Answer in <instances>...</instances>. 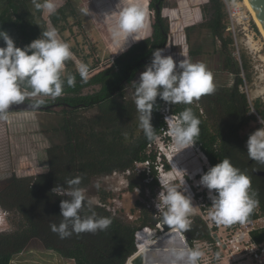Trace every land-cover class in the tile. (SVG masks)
Masks as SVG:
<instances>
[{"label": "rangeland", "instance_id": "1", "mask_svg": "<svg viewBox=\"0 0 264 264\" xmlns=\"http://www.w3.org/2000/svg\"><path fill=\"white\" fill-rule=\"evenodd\" d=\"M87 1L93 3L99 9L100 14L105 16L106 23L110 24L108 17L105 15L114 12L109 0H55L57 5L55 13L68 6L65 12L67 20L65 22L60 21L57 25L51 23L52 14H49L46 9L36 7L37 3L43 4L44 0H27L29 13L35 19L39 30L44 32L54 27L58 32V37L69 45L73 55L71 59L65 62L66 66L62 73V77L66 79L69 74H77L78 78L75 80V83L82 84L81 94L83 96L94 94L100 90V86L89 83L95 76L110 69H115V71L122 70L120 68V59H113L111 56L114 47L105 45L99 27L101 26V24H99L101 21L90 17L87 11L82 8V4ZM113 1L116 3V8L127 6L130 3H138L147 8V4H149L152 12V23L154 12L151 8V4L153 0ZM198 1L199 0H164V16L168 15L170 18H166L164 21V26H166L169 34H167V45L163 49V55L171 56L174 61H179L183 59L181 54H183L184 49L187 48L186 58L190 59L192 62L204 63L207 69L212 73L215 87L232 89L236 78L239 77L243 80V84L239 87V91L245 94L247 102L249 100L253 107L258 101L263 103L264 38L243 0H226V4L224 3L226 13V8L230 5L232 8L239 9L240 16L237 17L238 23H236L235 30L230 28L228 19H224L225 29L221 32L222 38L215 36L212 31L207 28L208 23L206 22L208 21L207 19L210 18V13L208 11L210 6L207 4L208 0L202 1L207 5L204 11L201 10L202 2L200 1L198 4ZM38 9H40V12H38ZM198 14L203 16L206 21L202 22V20H196V25H192L193 22L185 23L190 21V15L198 16ZM182 16L188 19L185 20V22H181ZM113 18H115L114 15ZM173 19H175L176 22H172ZM151 34L152 31L150 35ZM229 39L232 40V44L225 45L223 41ZM217 40L221 41V44H219L220 42L218 43ZM20 45V42L15 43L16 47ZM115 45L119 49V45L117 43H115ZM126 47L127 43L125 44V48ZM242 56L245 57L248 66L247 70L243 71V73L241 70V65L243 63ZM80 63L88 66L89 72L86 79L82 78L77 71V66ZM143 71L144 68L134 78L124 83V100L126 102L134 103L135 88L133 81H138L139 75ZM54 99L55 98L51 96L43 95L35 97L29 96L21 104H32L31 102ZM192 104L199 109L200 114L205 118L209 117L208 113L211 110H215L214 107L211 106V101L208 104L205 103L204 96H201L199 99H194ZM134 108L135 115L132 120L122 121L105 130L97 127L94 133L98 135L101 132H107L109 134L119 127L123 141L118 143V149L121 150L123 147L133 144L139 137L145 134L140 127V114L136 109L135 103ZM49 110L50 112H47L45 109L13 111L7 113L8 118L6 120H0V204L1 200L8 201L7 198L4 197L10 179L16 177L19 179L26 178V180H34L38 175L47 173L48 150L55 146L61 148L66 144V135L62 131L64 120L66 119V114L64 115L62 112L63 110L66 111V109L54 104L50 106ZM165 112H167L166 108L161 114L162 117ZM67 113L69 114L67 117H70V120L71 116H73V122L85 126L86 129H88L90 122H93L98 115L96 108L79 109L76 111H71V109H69ZM163 121L165 122V119H163ZM151 125L155 131L156 126L152 114ZM165 125L166 129H168V124L166 123ZM166 129L165 131H167ZM250 130H255L253 122H251L240 135L245 136ZM163 132L164 130L162 129L158 132L151 147L147 146L145 154L149 155L151 152L152 154L159 152V148H161L164 139ZM78 135L87 138L89 134L85 133V130H82ZM106 139L110 142L112 140L109 136H107ZM111 144L113 143L111 142ZM169 148L171 152H173V150L176 151V149L180 150L175 146L174 142L169 145ZM169 155L174 159L172 163L175 164L176 171L181 173L177 174L178 178L181 177V175L184 176V178L181 179V182L184 180V185H182V183H176L175 185L179 187L185 195H189L192 198L193 208L188 217L189 223L192 219L196 217L199 218V222L211 236V241L213 242L212 244L209 242L197 241L194 243V248H199L204 253L199 263L221 264V259L224 255L229 254L230 248L233 247L230 243L228 246L229 248H227L224 243L227 239L233 240L244 231L241 228L242 225L235 227L233 224H216L209 219L208 212L210 210L211 201L208 198V190L199 186L198 181L200 176L211 167V160H208L194 144L182 149V151L177 154ZM219 158L220 157L216 158V160ZM156 162H158V159H156ZM134 165H137L138 173H135L131 179L138 187L134 188L133 191L128 190L127 187L131 179L126 177L121 171H117L116 173L118 174L114 177H112L113 174L95 176L90 180L89 185L83 189L86 200L90 202V204L105 206L106 211L111 212L116 218L129 225H134V222L141 217V213L144 210H146L150 216H152L154 210L155 220L162 215L158 213L155 204L156 202L159 203L157 198L158 193L161 191L163 185L166 184L157 170V174L152 172L150 161L136 163ZM168 167L172 171L169 163ZM159 169L161 170V167H159ZM149 174H152V177H157L155 178L157 186H154L153 189L148 187V184H150L152 180L151 177H148ZM143 175L146 179H142ZM171 175L173 174H168L166 176L170 177ZM249 191L254 193L255 200L257 201L256 207L260 208L259 212L260 214L262 213L264 219V204L258 193L255 192L252 180ZM103 195L105 199L102 203L101 199ZM2 196L4 197L2 198ZM5 211L7 212L8 228L4 230L3 233L7 234L19 228L20 219L15 211H8L6 209ZM200 223L195 225L194 229L201 226ZM255 223H260L261 226H264L263 220ZM152 229L155 232H153ZM175 234L176 231H171L166 234L162 229L148 226L146 228H141L138 233L135 234L136 244L139 240V251L143 252L147 251L158 237L162 238L155 246L158 247V249L167 250H157L154 254L164 259L165 262H171L172 257L170 255V249L184 246L182 239L175 237ZM10 264H74V262L64 259L52 251H47L40 241L32 239L21 253L13 257Z\"/></svg>", "mask_w": 264, "mask_h": 264}, {"label": "trees", "instance_id": "2", "mask_svg": "<svg viewBox=\"0 0 264 264\" xmlns=\"http://www.w3.org/2000/svg\"><path fill=\"white\" fill-rule=\"evenodd\" d=\"M210 1L214 4L215 16L208 22L207 28L215 36L222 38L221 32L225 29L223 21L227 18L225 5L223 0ZM109 3L114 12L118 10L113 0H109ZM163 3L164 0H153L151 4L154 12L152 23V12L147 4L145 27L135 34L136 41H132L131 37L127 38V47L123 52L118 51L119 49L110 34V24L106 23L105 16L100 14L99 9L93 3L87 1L82 4V8L87 11L90 17L101 21L99 27L102 38L106 46L114 47L111 56L113 59H120L122 70L110 69L92 78L89 83L100 86V90L94 94L83 96L81 94L82 84L75 83L74 87H69L65 83L63 95L60 97H56L54 100H43L44 102L40 104L31 102L36 106L46 108L47 112H50L49 108L54 104L66 109L62 112L64 115L66 114L62 131L66 135L67 142L61 148L55 146L48 150L47 173L38 175L34 180L13 177L8 182L6 195L2 196L8 201L1 200L0 206L2 205L8 211H15L19 216L20 226L17 230L7 234L0 233V264H10L13 257L21 253L32 239L40 241L47 251H52L64 259L71 260L74 264H126L127 260L137 252L135 234L141 228L150 226L152 221L165 225L162 215L154 220L146 210L141 213V217L134 222V225H129L116 218L111 212L106 211L105 206L90 204L97 217L111 219L112 223L106 230L98 231L95 234L73 233L69 237L61 238L50 227L53 223L58 225L63 219L60 216L59 207L61 200L70 199V197L59 196L52 192V189L57 185H64L67 190V180L79 176L82 178L79 187L84 189L95 176L111 175L117 171H133L134 164L145 161L151 162L152 172L155 173L156 157L152 152L149 155L145 154V150L147 146L151 147L158 132L166 128L161 115V109L166 102L159 97H157L152 110L156 126L154 138L149 139L143 134L133 144L119 150L118 143L123 141L119 127L109 134L101 132L97 135L94 131L97 127L105 130L122 121L133 119L135 115L134 103L124 100V83L134 78L145 65L150 63L154 50L164 49L167 45V33L160 14ZM67 7L52 14L51 23L53 25L67 20L65 15ZM0 31L7 33L14 43L20 42L19 48L21 49L38 39L43 33L29 13L27 0H0ZM223 42L225 45L232 44L230 39ZM3 46L4 42L0 39V47ZM241 58L243 59L241 70L246 71L248 68L246 59L244 56ZM73 76L75 80L78 78L77 74H73ZM242 84L243 80L237 77L232 89L215 87L211 94L202 95L205 98V103L208 104L211 101V106L215 109L208 113V118L200 114L199 109L193 104H166L169 106L170 112L177 115L185 108L191 107L193 113L201 121L199 136L195 139L194 145L208 160H211V167L228 158L236 168L247 174L253 182L254 190L264 204V178L257 175L259 172L264 173V165L250 160L246 148L248 136L255 130H250L245 136L240 135L255 120L254 116H248L247 98L239 91ZM91 108H96L98 115L93 122H90L88 129L73 122V116H71V120L70 117H67L69 109L76 111ZM254 108L258 115L264 119V104L258 101ZM82 130L89 134L87 138L78 135ZM107 136L112 138L113 144L106 139ZM218 157L220 158L216 160ZM132 176L134 174H130L129 179ZM148 177L152 179L148 187L153 189L154 186H157L156 177H152V174H149ZM142 179H146L144 175ZM137 187L131 179L128 190L133 191ZM253 198L255 199V197ZM104 199L103 195L102 203ZM81 214L89 215L91 213L85 208ZM255 219H257V215L253 210L245 222ZM195 220L193 224H189L187 231L182 232L189 244L191 245L197 239L212 243L209 234L199 222V218H195ZM198 223L201 226L196 227V232L194 227ZM152 231L155 232L153 229ZM251 236L254 242H263L264 229L253 232ZM137 245L139 250V240Z\"/></svg>", "mask_w": 264, "mask_h": 264}, {"label": "clouds", "instance_id": "3", "mask_svg": "<svg viewBox=\"0 0 264 264\" xmlns=\"http://www.w3.org/2000/svg\"><path fill=\"white\" fill-rule=\"evenodd\" d=\"M36 7L46 9L49 14L55 13L57 9L55 0H44L43 4L37 3ZM117 9L105 15L110 21L111 37L119 45L118 51L123 52L127 38L131 37L132 41H136L135 34L145 27L147 10L138 3H130ZM0 39L4 42V46L0 47V120L8 118L10 105L21 104L29 96L43 95L56 98L63 95L65 83L69 87L75 86L73 75H67L66 80L62 77L65 62L71 59L73 54L69 45L58 37L54 27L45 30L38 39L23 49L16 47L14 40L3 31H0ZM163 51L154 50L150 63L145 65L138 81H133L134 103L140 114V127L149 139L155 135L151 125V114L157 97L171 105H190L194 99L211 94L215 90L212 73L204 63L192 62L186 58L187 48L181 54L183 59L179 61L163 55ZM77 71L82 78H87L89 72L87 65L78 64ZM43 102L41 100L37 103ZM165 122L168 129L165 128L167 131L163 132L164 139L159 152L154 153L158 159V162L155 159L154 170L166 184L158 193L159 203L156 202L155 207L158 213L162 214L165 225L174 228L177 233H182L187 231L189 224L195 220L192 219L190 223L188 220L193 204L191 196L185 195L175 185L176 183L184 185V180L181 182L184 176L178 178L177 174L181 173L176 171L175 164L172 163L169 145L174 142L180 150L192 146L199 136L201 121L191 107H187L178 115L169 110ZM260 124L261 127L248 136L246 148L250 160L264 165V121L260 120ZM168 174L173 175L168 177L166 176ZM81 179L77 176L67 180V190L64 185H57L52 189L56 195L70 197L60 202V216L63 218L61 222L58 225L55 223L50 225L51 230L61 238L69 237L73 233L95 234L106 230L112 223L110 218L97 217L92 211L90 202L86 201L84 190L79 187ZM198 184L208 190V198L211 201L208 216L216 224L243 223L257 205L253 198L254 193L249 191L251 188L249 176L236 168L228 158L208 168L200 176ZM85 208L91 214L82 215ZM7 228V212L0 206V233ZM170 255L171 264H198L204 253L199 248L185 244L181 248L170 249Z\"/></svg>", "mask_w": 264, "mask_h": 264}, {"label": "built area", "instance_id": "4", "mask_svg": "<svg viewBox=\"0 0 264 264\" xmlns=\"http://www.w3.org/2000/svg\"><path fill=\"white\" fill-rule=\"evenodd\" d=\"M223 2L226 4L227 1L223 0ZM226 9H227V19L230 28L232 30H235L236 23H238L237 17L240 16L239 9L232 8L230 5H228ZM218 43L221 44V41H218ZM248 106H249L248 116L255 117L253 123L255 126V130H257L258 128L261 127L260 120L264 121V119L258 115V113L255 111L252 103H250L249 100H248ZM165 108L167 112L163 113V119H165V117L168 116V112H169V106L166 103L163 104V108L161 109V114L165 110ZM121 173H123L125 176L138 173L137 165L134 167L133 171L128 170ZM112 174H111L112 177H114L118 173L114 172ZM259 210L260 208L257 207L254 208L255 214L257 215L256 220H252L245 223H232L235 227L242 225L241 228L243 229L244 232H242L239 236H236L233 240L227 239V241L224 243L225 247L227 248H229L228 246L230 245V243L233 245V247L230 248L231 249L230 253L224 255V257L221 259V264H264V241L261 243H256L253 241L251 236L253 232L261 231L264 229V226H261L260 223H255L260 220H263L264 223L262 213L260 214ZM157 226L160 227L161 224L158 223Z\"/></svg>", "mask_w": 264, "mask_h": 264}, {"label": "water", "instance_id": "5", "mask_svg": "<svg viewBox=\"0 0 264 264\" xmlns=\"http://www.w3.org/2000/svg\"><path fill=\"white\" fill-rule=\"evenodd\" d=\"M246 1L248 2L250 12L254 14V16L256 17L258 24L260 26V29L262 33L264 34V0H246ZM43 109H46V108L36 106L34 104H15V105H10L9 111L7 113L13 112V111H19V110H43ZM257 175L264 177L263 172H259L257 173ZM154 214H155V211L153 210L152 212L153 219H154ZM157 225H158V222L156 221H153L150 223L151 227L157 228ZM161 228L166 234L171 231H175L174 228L167 226V225H162ZM175 235H176L175 237L182 239L183 245L186 244L185 239L183 238L184 236L181 233L176 232ZM160 240H162V238L158 237L154 241L153 245H157V243H159ZM135 247H136L137 252L127 260L126 264H171V262H164L163 259L152 256V254L155 253L157 250H161V249H158V247L156 246L155 247L152 246L147 251H143V252H140L138 250L137 244H135ZM165 250L167 249H164V250L162 249V251H165Z\"/></svg>", "mask_w": 264, "mask_h": 264}, {"label": "crops", "instance_id": "6", "mask_svg": "<svg viewBox=\"0 0 264 264\" xmlns=\"http://www.w3.org/2000/svg\"><path fill=\"white\" fill-rule=\"evenodd\" d=\"M202 2L203 0H199L198 1V4H199V2ZM207 4L210 6V8H209V13H210V18L209 19H207L208 21L206 22V23H208L210 20H212L213 18H214V16H215V7H214V4L210 1V0H208V2H207ZM207 5L204 3V2H202V5H201V10L202 11H204L205 10V7H206ZM164 8V7H163ZM163 8H162V10H161V12H160V14H161V19H162V22H163V25H164V21H165V19L167 18H170L168 15H166V16H164V14H165V12H164V10H163ZM207 12V11H206ZM203 13V12H202ZM205 13V12H204ZM206 17V16H205ZM176 18V17H175ZM177 19H178V16H177ZM188 18H185V16H182V21L181 22H185V20H187ZM190 21L189 22H185V23H190V22H193L192 23V25H196V20H202V22H204V21H206V20H204V17L203 16H201L200 14H198V16H194V15H190ZM206 19V18H205ZM176 22V20L175 19H173L172 20V22ZM165 27V29H166V26H164ZM168 31H167V29H166V33H167ZM167 34H169V32L167 33ZM147 39V38H146ZM182 234V233H181ZM183 236H184V238H185V240H186V242H187V245L189 246V247H192V248H194V243L196 242V241H194V242H192V244L190 245L189 244V242L187 241V238H186V236L184 235V234H182ZM198 264H200L199 262H198Z\"/></svg>", "mask_w": 264, "mask_h": 264}, {"label": "bare ground", "instance_id": "7", "mask_svg": "<svg viewBox=\"0 0 264 264\" xmlns=\"http://www.w3.org/2000/svg\"><path fill=\"white\" fill-rule=\"evenodd\" d=\"M243 2H244V4H245V6H246V8L249 10V5H248V2L246 1V0H243ZM249 12H250V10H249ZM250 15H251V17H252V19L254 20V22L256 23V25H257V27L259 28V30H260V32H261V35L263 36V38H264V34L262 33V31H261V29H260V26H259V24H258V21H257V19H256V17L254 16V14H252L251 12H250ZM182 150H177L176 149V151H174L173 150V152H172V154L174 155V154H177V153H179V152H181ZM183 153V152H182ZM172 158V160L174 161V159H173V157H171ZM176 162V161H175ZM161 227V226H160ZM157 228H159V226H157ZM162 229V228H161ZM144 230V229H143ZM135 238H136V236H135ZM153 247H155V245H152ZM152 246H150V247H152ZM149 247V248H150ZM162 250V249H161ZM154 254V253H153ZM152 254V256L153 257H159L158 255H153ZM160 258V257H159ZM162 259V258H161ZM163 261H164V259H163ZM168 261V260H167ZM165 262V261H164Z\"/></svg>", "mask_w": 264, "mask_h": 264}, {"label": "flooded vegetation", "instance_id": "8", "mask_svg": "<svg viewBox=\"0 0 264 264\" xmlns=\"http://www.w3.org/2000/svg\"><path fill=\"white\" fill-rule=\"evenodd\" d=\"M262 177V176H261ZM264 178V177H263ZM256 192V191H255ZM155 220V219H154ZM153 222V221H152ZM192 223H194V221L192 222ZM195 231L197 232V230L195 229ZM209 237H210V239H211V236L209 235ZM197 242H207V241H205V240H201V239H197L196 240Z\"/></svg>", "mask_w": 264, "mask_h": 264}]
</instances>
